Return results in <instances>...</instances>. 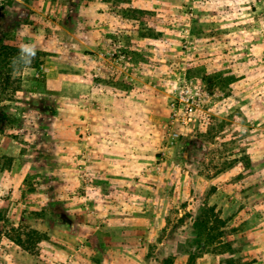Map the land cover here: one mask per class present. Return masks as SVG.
Here are the masks:
<instances>
[{"label":"rangeland","instance_id":"obj_1","mask_svg":"<svg viewBox=\"0 0 264 264\" xmlns=\"http://www.w3.org/2000/svg\"><path fill=\"white\" fill-rule=\"evenodd\" d=\"M0 39L36 47L0 89V264H264V0H0ZM184 78L210 98L173 126Z\"/></svg>","mask_w":264,"mask_h":264},{"label":"built area","instance_id":"obj_2","mask_svg":"<svg viewBox=\"0 0 264 264\" xmlns=\"http://www.w3.org/2000/svg\"><path fill=\"white\" fill-rule=\"evenodd\" d=\"M208 93L202 86L191 78L182 79L169 103L170 124L173 126H184L194 120L195 110L209 100ZM176 136V131H171Z\"/></svg>","mask_w":264,"mask_h":264},{"label":"trees","instance_id":"obj_3","mask_svg":"<svg viewBox=\"0 0 264 264\" xmlns=\"http://www.w3.org/2000/svg\"><path fill=\"white\" fill-rule=\"evenodd\" d=\"M20 54V46L7 44L0 39V89L5 90L6 86L15 84V89H20V78L13 72L11 61L13 57ZM18 66V71H19ZM16 73V72H15ZM227 264H232L229 262Z\"/></svg>","mask_w":264,"mask_h":264},{"label":"clouds","instance_id":"obj_4","mask_svg":"<svg viewBox=\"0 0 264 264\" xmlns=\"http://www.w3.org/2000/svg\"><path fill=\"white\" fill-rule=\"evenodd\" d=\"M36 55V47L30 43L20 45V54L17 57H13L11 65L15 74L18 71V66L30 65ZM3 193H0L2 195Z\"/></svg>","mask_w":264,"mask_h":264}]
</instances>
